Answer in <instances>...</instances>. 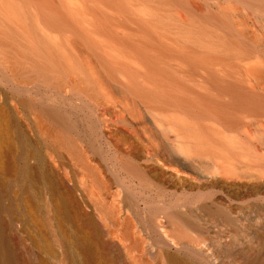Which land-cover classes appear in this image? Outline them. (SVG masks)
Segmentation results:
<instances>
[{
  "label": "bare ground",
  "instance_id": "1",
  "mask_svg": "<svg viewBox=\"0 0 264 264\" xmlns=\"http://www.w3.org/2000/svg\"><path fill=\"white\" fill-rule=\"evenodd\" d=\"M0 264H264V0H0Z\"/></svg>",
  "mask_w": 264,
  "mask_h": 264
}]
</instances>
